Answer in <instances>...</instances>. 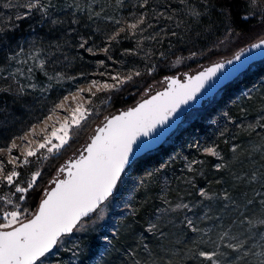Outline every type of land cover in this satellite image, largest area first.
Segmentation results:
<instances>
[{
    "label": "rangeland",
    "instance_id": "rangeland-1",
    "mask_svg": "<svg viewBox=\"0 0 264 264\" xmlns=\"http://www.w3.org/2000/svg\"><path fill=\"white\" fill-rule=\"evenodd\" d=\"M77 1H83L84 7L89 8L91 16L106 28L100 31L103 37L94 45L91 43L98 34L92 37L91 42L87 39L81 40L83 48L87 50L91 48L92 51L88 52L97 56V60L95 69L88 78L65 95L69 97V100H71V94L76 93L78 88H89L93 80L100 81L101 84L115 83L111 79L112 76L125 77L133 71L143 74L146 71L149 72L150 68H155L157 60L169 52L167 46L171 45L169 40L173 36L171 30L174 17L170 12H175L171 11L172 6L182 8L187 4L186 0L184 2L182 0H147L146 4L145 0ZM65 3L70 2L65 1L63 5ZM68 5L77 6L73 0ZM249 13V16L264 18V3L255 0L253 5L251 1ZM142 14L145 16V24L140 27L144 30H137L133 34L127 26L135 22ZM116 21L121 23L117 24ZM149 24L151 27H148ZM121 27L125 31H119ZM117 32L119 35L116 39H110ZM263 36L264 34L259 39ZM104 40V46H100ZM105 48L108 49L107 52L104 51ZM47 59V56L38 53L27 58L25 65L30 72L35 70L37 65L40 66L41 61L44 63ZM178 60L180 63H177ZM188 61L190 60L178 58L173 65ZM257 63L251 65L247 71H253ZM202 66H194L179 74L184 77L185 73H192ZM55 79L53 76L49 81ZM58 80L62 81V79ZM49 81L45 82L49 83ZM130 83L133 87L136 86L132 92L136 93V99L129 105L132 106L164 87L166 81L163 77L149 82H146L144 77H135ZM126 84L121 85L119 90ZM149 88L150 91H146ZM233 88V86L223 87L203 107L188 112L164 144L172 141L180 129L204 112L208 104L216 99L228 100L229 94L237 93ZM119 90L108 92L96 91L93 88V91H96L95 96L87 92L83 94L85 105L91 109L92 115L82 123L80 128L94 118H98L97 122L86 132L80 145L59 162L40 191L36 192L38 194L34 200L30 201L28 193L26 199L17 201L16 198L20 194H14V187L0 184V196H6L14 202L13 205H8L0 200V213L13 210L17 202L21 204L22 209H27V218L34 213L46 191L51 187L52 181L60 176V167L68 159L80 153L96 126L113 112L129 107L107 110L114 94ZM239 93L245 94L240 95L239 98H231L230 105L232 103L231 107L234 108L222 113L220 123L216 122L219 137L216 141L211 144L197 143L196 151L191 156L184 155L145 176H137L133 173V168L129 167L122 175L112 197L101 205L96 213L85 218L73 233L61 237L56 248L43 258L44 264H210L209 261L198 256L201 250L227 251V257L222 256L220 259L222 262L225 259L231 260L236 254L225 250L222 246L217 249L213 241L216 244L219 243L218 235L222 228L230 227L231 233H238L241 230L242 226L232 225V221L239 216L237 209L241 211L245 209L247 200H253V204L249 205L245 212L249 218L256 219L264 211V205L261 203L264 201V195H256V193L264 194V187H262L264 184V129L260 128V124H264V79L253 86L241 89ZM62 100L63 98L59 102ZM88 100H91L90 104L87 103ZM49 115H52V111L42 120L34 123L27 131L13 138L8 146L0 151V162L4 163L6 171H10L13 167L7 163L9 159L14 156L21 158L16 162V171L20 172L18 183L21 186L27 185L34 172L42 173L44 165L52 157L61 154L75 138L76 132L80 130V128L72 129L68 143L58 153L49 154L41 150L43 155L38 153V157L29 158L30 163L23 165V141L19 137L28 135L32 127H36L39 132L45 127L43 121ZM65 115L64 111L57 109L56 115L52 116L48 125H53L57 117L62 120ZM28 138L34 139L31 136ZM13 141L21 147L9 152L8 149ZM212 147L219 153L218 157L207 153L206 149ZM234 147L235 151H233ZM201 190L207 193V197L200 195ZM225 195L233 202L230 203L229 200L224 199ZM178 204H187L189 207L177 208ZM163 209L167 211H161ZM206 214L211 219L205 218ZM186 217L193 220L199 229L198 232H192L187 227ZM150 223H156L157 229L149 231ZM257 228L259 231H264V226L258 225ZM257 228L251 229L253 239L249 241V244L264 243L258 240ZM161 232L163 235L160 234ZM105 237H107L106 240ZM253 251L258 253L262 249L256 247ZM247 259L256 264L259 257L249 256Z\"/></svg>",
    "mask_w": 264,
    "mask_h": 264
},
{
    "label": "trees",
    "instance_id": "trees-1",
    "mask_svg": "<svg viewBox=\"0 0 264 264\" xmlns=\"http://www.w3.org/2000/svg\"><path fill=\"white\" fill-rule=\"evenodd\" d=\"M65 1L72 2L44 0L53 6L47 14L33 9L32 14L25 19L16 20V16L26 12L20 5L28 0H0V29H4L0 33V149L46 117L59 100L84 82L95 69L97 56L81 47V40L91 42L92 37L98 34L91 43L94 45L101 40V32L106 27L91 16L83 1L73 0L77 6L68 5L70 3H65V6ZM186 1L185 7L172 6L171 11L175 12L170 14L175 19L171 31L175 35L169 40V52L157 60L155 71L150 74L146 71L139 77L146 78V82L229 57L264 34V18L249 16L252 0ZM259 1L264 3V0ZM194 11L198 15H193ZM104 44L105 40L100 46ZM38 53L48 59L44 60L43 67L37 65L35 70L29 72L25 62ZM178 58L190 61L173 65ZM53 76L56 79L49 81ZM263 79L264 59L256 64L253 71L243 73L226 85L233 86L237 93L229 94L228 100H214L204 112L180 129L172 141L136 159L130 166L133 173L145 176L184 155L191 156L196 151L197 143L211 144L216 141L219 138L216 124L222 118V113L234 108L231 107L232 103L230 105L231 98H239L245 94L239 93L241 89ZM135 89L136 86L133 87L129 82L116 91L107 110L132 104L136 99V93H132ZM97 120L94 118L84 124L61 154L52 157L44 165L36 186L29 192L30 201L37 197L36 192L40 191L55 167L80 145L86 132Z\"/></svg>",
    "mask_w": 264,
    "mask_h": 264
},
{
    "label": "snow or ice",
    "instance_id": "snow-or-ice-1",
    "mask_svg": "<svg viewBox=\"0 0 264 264\" xmlns=\"http://www.w3.org/2000/svg\"><path fill=\"white\" fill-rule=\"evenodd\" d=\"M146 3L147 0H145ZM252 3L254 5L255 0H252ZM20 6L25 8L26 12L16 16V20L25 19L32 14L33 9L47 14L48 9L53 7L44 0H28L27 3ZM193 15H198V13L194 11ZM116 23L120 24L121 22L116 21ZM144 24L145 16L142 14L127 27L134 34L137 30L143 31L144 29L140 26ZM148 27L151 25L149 24ZM3 31L4 29H0V33ZM119 31H125V29L121 27ZM118 35L119 32L110 39L114 40ZM261 48H264V38L251 45V49ZM251 49L237 53L233 59L214 63L195 75H188L186 82L178 77H165L168 87L164 91L157 92L136 107L119 115L106 118V122L96 130V135L85 148L86 155H80L78 159L69 161L65 167L59 169L61 173L66 172L67 178L52 181L54 187L46 191V195L39 203L38 210L34 215L27 218V209H22L19 202L14 204L13 210L0 213V220H2L0 222V264H38V262L44 264L43 258L52 252L61 237L71 234L85 218L96 213L101 205L112 197L125 169L130 166L136 153L150 149L157 143L168 130L165 126L171 127L170 122H175L174 118H178L177 114L184 106L197 101L201 94L211 95L224 81L238 72L245 63L254 59V55L249 56L241 64H235V61H240L244 51ZM88 51H92V49L89 48ZM104 51L107 52L108 49L105 48ZM192 55L195 56L196 53H192ZM177 63H180V60ZM226 65H232V67L225 70ZM40 66L43 67V61ZM152 71H155L154 67L149 69V74ZM140 76L141 72L133 71L125 77L112 76L111 79L115 83L101 84L100 81L93 80L89 88H78L76 93H72L71 100L68 96H64L61 102L54 105L51 110L52 115L43 121L44 128L38 132L36 127H32L28 135L19 137L23 141L22 164L28 165L29 158L38 157V153L43 155L41 150H45L49 154L58 153L68 143L72 129L80 128L82 123L92 115L91 109L85 105L83 95L85 92L95 96L96 91L119 90L121 85ZM93 88L96 91H93ZM18 91L20 90L18 89ZM146 91H150V88ZM87 103L90 104L91 100H88ZM57 109L64 111L66 115L62 120L57 117L53 125H48V121L52 120L53 115H56ZM260 128L264 129V124H260ZM28 136L34 139H29ZM37 137L38 139H36ZM20 147L13 141L8 151L20 149ZM206 151L211 156H219L214 147L208 148ZM233 151H235V147ZM20 159V157L14 156L7 161L8 164L13 165L10 171H6L4 163L0 162V184L13 186L14 194H20L16 198L17 201L26 199L27 194L36 186L37 180L41 176V172L36 171L32 174L27 185L21 186L18 183L20 172L16 171V162ZM200 195L207 197V193L203 190L200 191ZM256 195L264 194L256 193ZM224 199L229 200L230 203L233 202L227 195ZM0 200L5 201L8 205L14 203L6 196H0ZM261 203L264 205V201ZM252 204L253 200L249 199L246 201L243 211L237 209L239 216L233 219L232 225L242 226L238 233H231L230 227L222 228L218 235L219 243L216 244L213 241L217 249L222 246L225 250L236 254L231 260L225 259L222 262L220 259L222 256L227 257V251L201 250L198 252V256L203 257L210 264H253L252 260L247 259L249 256H253L259 257L256 264H264V243L249 244V241L253 239L251 229L257 228L258 225L264 226V211L256 219H251L245 214L247 207ZM176 207L188 208L189 205L178 204ZM205 218L211 219V217H207V214ZM185 219L187 227L192 232L199 231L192 219L187 217ZM153 229H157L156 223L149 224L148 230L152 231ZM257 231L259 232L258 240L264 242V231H259V228ZM160 234L163 235V232ZM104 239L106 240L107 237ZM256 247L261 248L262 251L254 252L253 248Z\"/></svg>",
    "mask_w": 264,
    "mask_h": 264
},
{
    "label": "water",
    "instance_id": "water-1",
    "mask_svg": "<svg viewBox=\"0 0 264 264\" xmlns=\"http://www.w3.org/2000/svg\"><path fill=\"white\" fill-rule=\"evenodd\" d=\"M262 38H264V36H263ZM262 38H260V39H262ZM260 39L254 41L253 43L258 42ZM253 43H250V44L246 45L245 47L239 49L236 53H234L233 55H231V56H229V57L220 58V59H218V60H215V61H213V62H211V63H209V64H207V65L202 66L201 68L197 69L196 71H194V72H192V73H189V72H188V73H185V76H184V77H181L180 74L178 73V74H174V75H166V76H164L163 78H164V80H165V77H178V78H181L182 81H185V82H186V80H187V76H188V75H195V74H197L199 71L203 70L204 68H206V67H208V66H211V65L214 64V63L221 62V61H226V60H228V59H233L234 56H235L237 53H239V52H241V51H243V50H245V49H251V45H252ZM253 55L255 56L254 59L249 60L247 63H245L244 66H243L238 72H236V73H235L230 79L224 81V82H223V83H222V84H221V85H220V86H219V87H218V88H217V89H216L211 95H203V94H201L200 96H198L197 101L190 103V105H188V106H184V107L181 109V111L177 114L178 118H174L175 122H174V123H173V122H170L171 127L165 126V127L168 128V130H167L166 133L163 135V137H162L157 143H155L150 149H147V150H145V151H142V152L136 153V155L134 156V159H133V161L131 162L130 166H131L132 163H133L136 159H138L139 157H142V156H144L145 154H147V153H149V152H151V151H153V150H156V149H158L160 146H162V145L164 144V142L167 140V138H168V137H169V136H170V135H171V134H172V133L178 128V126H179L180 123L183 121L185 115H186L188 112H190L192 109L203 107V106L205 105V103H207L209 100H212V99L215 97V95L217 94V92H218L220 89H222V88L225 87L227 84L233 82V81L236 80L238 77H240L243 73H245V72L250 68L251 65H253V64L256 63V62L262 61V60L264 59V48H261V49H251L250 51H244V55L241 56L240 61H235V64H236V65H239V64H241L242 62H244V61L246 60L247 57H249V56H253ZM228 67H232V65H226L225 70H227ZM165 81H166V80H165ZM167 87H168V83H167V81H166L164 87H162V88L158 89L157 91L151 93L150 95H148V96L142 98L141 100H139L137 103H135V104L132 105V106H129V107L125 108V109H120V110H118V111H116V112H113L112 114L108 115L106 118H110V117H112V116L119 115L120 113H122V112H124V111H127L128 109H131V108H133V107H136L139 103L143 102L145 99L150 98L152 95H155L157 92L164 91ZM106 118L104 119V121H103L101 124H99V125L96 126L94 133L90 136L89 140H88L87 143L85 144L84 148L80 151V153H79L76 157H74V158H72V159H68V160H67V161H66V162H65L60 168L65 167L69 161H74V160L78 159V158L80 157V155H82V154L86 155V152L84 151L85 148H86L87 145L91 142L92 138L96 135V130H97L99 127H102L103 124L106 122ZM158 131H159V130H158ZM142 139L149 140L150 138H142ZM130 166H129V167H130ZM129 167H128V168H129ZM128 168H126L125 171H126ZM65 178H67V174H66V172H64V173H61V172H60V176H58L56 179H65ZM53 187H54V185L52 184L51 187H50L48 190H50V189L53 188ZM115 191H116V190H115ZM115 191L113 192V194L115 193ZM45 195H46V193H45ZM45 195H44V196H45ZM44 196H43V198H44ZM43 198H42V199H43ZM42 199H41V200H42ZM40 202H41V201H40ZM37 210H38V208H37ZM37 210H36V211H37ZM36 211H35V213H36ZM35 213H34V214H35ZM34 214H33V215H34ZM91 215H92V214H91ZM91 215H90V216H91ZM29 218H30V217H29ZM73 231H74V230H73ZM72 233H73V232H72ZM55 248H56V247H55ZM55 248H54V249H55ZM54 249H53V250H54ZM53 250H52V251H53Z\"/></svg>",
    "mask_w": 264,
    "mask_h": 264
}]
</instances>
